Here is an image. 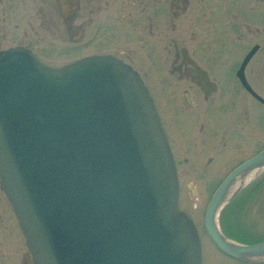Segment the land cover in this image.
Wrapping results in <instances>:
<instances>
[{"label": "water", "instance_id": "95a60500", "mask_svg": "<svg viewBox=\"0 0 264 264\" xmlns=\"http://www.w3.org/2000/svg\"><path fill=\"white\" fill-rule=\"evenodd\" d=\"M260 167L264 151L227 176L204 218L217 249L247 263L264 259V241L233 242L217 219L234 182ZM0 187L34 264H202L153 100L115 57L54 68L20 47L0 52Z\"/></svg>", "mask_w": 264, "mask_h": 264}, {"label": "flooded vegetation", "instance_id": "af4514ba", "mask_svg": "<svg viewBox=\"0 0 264 264\" xmlns=\"http://www.w3.org/2000/svg\"><path fill=\"white\" fill-rule=\"evenodd\" d=\"M48 29L61 41L64 32L69 35L82 53L76 60L112 56L137 72L153 100L178 180L177 138L187 165L189 154L198 165L208 154L210 167L217 152L232 148L240 158L224 180L264 151V130L251 108V102L264 107V0H0V52L20 47L36 56L31 46L44 40ZM147 58L154 59V96L137 64ZM196 113L200 118L194 121ZM175 114L190 134L179 128L174 133ZM0 195L7 201L1 187ZM15 219L8 217L10 223ZM223 255L240 264H264V259L247 263ZM20 264H34L28 248Z\"/></svg>", "mask_w": 264, "mask_h": 264}, {"label": "rangeland", "instance_id": "374dc122", "mask_svg": "<svg viewBox=\"0 0 264 264\" xmlns=\"http://www.w3.org/2000/svg\"><path fill=\"white\" fill-rule=\"evenodd\" d=\"M55 37L54 30L48 29L45 34V39L31 46L37 53V58L42 63L58 68L82 56V53H78L77 50L74 49L75 47L71 46L69 35L65 36V32L62 41L60 38V40L58 38L55 39ZM11 45L12 44L3 45L2 48ZM131 48H133V46H131ZM138 53L142 54L143 52L138 51ZM137 64L142 66L147 73L145 81L151 88L152 96H154V79L156 80L154 77L156 75V73H154V59H143L137 62ZM261 87H263V85ZM251 104L253 116L256 118H254V121H256V124L261 125L262 130H264V121L257 120V118L264 117L260 114H264V107L259 106L255 102H251ZM193 117L195 121L200 118V115L196 113ZM173 123L174 133L176 129L179 128L181 131H185V134H190V131H188L190 126L183 123L181 116L175 114ZM180 124L182 126H180ZM207 130L209 135H213V132L211 134L209 126H207ZM194 133L196 136L199 135V125L194 129ZM175 144L180 147V152L177 153L178 157L176 156L178 173L181 174L178 180V206L179 209L184 211L193 221L197 229L201 244L202 264H240L221 254L206 234L204 228V218L208 203L215 191L223 183L222 181L227 171L229 172L230 169L238 163L240 158L239 155L231 151L230 149L232 148H227L222 151V154L217 152L215 154L216 160L212 158L214 161L212 165L208 167L206 166L208 154L201 158L198 165V161L194 160L195 156L192 153L189 154V163L187 165L185 160H183L185 158H183L184 156L180 146V144H183V141L181 140L179 143L177 138ZM260 169L256 170L258 172L254 175L255 177L258 176L257 174ZM187 170H189L190 173H188ZM252 173L253 172L249 173L247 176H250ZM247 176H245V178ZM261 178L262 177H257V181H250L249 184L247 183L248 185L240 187L237 192L229 196L230 198H227L226 203L223 205L224 208L222 209L220 220H218L220 230L225 237L249 245L260 243L264 240V191L260 194V189H258L260 185H257ZM263 186L264 185H261V187ZM8 217H14V213L9 203L0 195V264H20V258L25 255L27 247L24 237L16 225V219L15 223H10ZM24 260L26 263L30 262L27 258H24Z\"/></svg>", "mask_w": 264, "mask_h": 264}, {"label": "bare ground", "instance_id": "6f19581e", "mask_svg": "<svg viewBox=\"0 0 264 264\" xmlns=\"http://www.w3.org/2000/svg\"><path fill=\"white\" fill-rule=\"evenodd\" d=\"M261 171V169H260ZM259 171V172H260ZM258 171H254L252 174H250V176H247L246 178L244 177L243 179H237L236 182H234L233 186L229 189L228 193H227V197L230 198L229 196L235 192H237V190H239L240 187H242L243 185L247 184L248 182H250L253 178V176L257 173Z\"/></svg>", "mask_w": 264, "mask_h": 264}]
</instances>
